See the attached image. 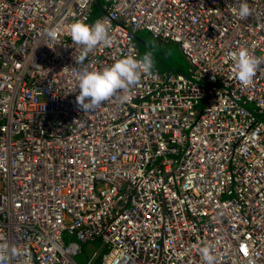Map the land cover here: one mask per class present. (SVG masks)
I'll list each match as a JSON object with an SVG mask.
<instances>
[{"label":"built area","instance_id":"obj_1","mask_svg":"<svg viewBox=\"0 0 264 264\" xmlns=\"http://www.w3.org/2000/svg\"><path fill=\"white\" fill-rule=\"evenodd\" d=\"M97 1L0 0V264H264V64L235 74L241 48L264 58V0L246 20L239 0ZM97 20L112 43L85 53L71 25ZM143 29L190 76L154 67L79 109L77 74L142 57Z\"/></svg>","mask_w":264,"mask_h":264},{"label":"clouds","instance_id":"obj_2","mask_svg":"<svg viewBox=\"0 0 264 264\" xmlns=\"http://www.w3.org/2000/svg\"><path fill=\"white\" fill-rule=\"evenodd\" d=\"M252 15L253 9L248 0H239L238 16L246 20ZM109 33L110 25L106 20H97L94 24L80 21L71 25V39L73 43L83 46L85 53L92 51L100 44L110 45L112 39ZM57 35L55 29H49L46 32V36L51 40H55ZM237 56L236 78L242 85H251L260 71V66L264 64V58L255 56L247 48H241ZM153 68L154 59L151 52H146L140 58L132 55L125 56L111 67L102 70H89L85 67L76 77L80 90L76 97V105L84 112L93 111L118 93H125L119 99L121 102H128L131 99L127 94L129 88L135 86L143 74H150ZM7 250V246L0 245V255ZM201 255L205 264H215L216 258L212 254L211 246L203 247Z\"/></svg>","mask_w":264,"mask_h":264},{"label":"rangeland","instance_id":"obj_3","mask_svg":"<svg viewBox=\"0 0 264 264\" xmlns=\"http://www.w3.org/2000/svg\"><path fill=\"white\" fill-rule=\"evenodd\" d=\"M136 39L139 43L142 56L146 52L152 53L155 68L165 73L184 72L190 76L193 66L184 54L180 43L159 38L146 29L140 30ZM204 104L205 100L203 99L200 102L199 108H202ZM246 107L254 110L255 104L252 102L247 103ZM64 235L66 236V233ZM66 241L71 242L76 241V239L73 236H69L66 238ZM82 246L83 252L76 256L81 263H84L87 254L98 247H100L101 253L108 250V246L103 244L101 238L84 243Z\"/></svg>","mask_w":264,"mask_h":264},{"label":"trees","instance_id":"obj_4","mask_svg":"<svg viewBox=\"0 0 264 264\" xmlns=\"http://www.w3.org/2000/svg\"><path fill=\"white\" fill-rule=\"evenodd\" d=\"M100 2H101V0H98V1L96 2V6H98V5L100 4Z\"/></svg>","mask_w":264,"mask_h":264}]
</instances>
